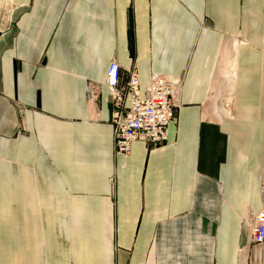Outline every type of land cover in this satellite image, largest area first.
<instances>
[{
	"label": "crops",
	"instance_id": "0c3cea01",
	"mask_svg": "<svg viewBox=\"0 0 264 264\" xmlns=\"http://www.w3.org/2000/svg\"><path fill=\"white\" fill-rule=\"evenodd\" d=\"M111 62L177 81L115 153ZM264 0H0V264H264Z\"/></svg>",
	"mask_w": 264,
	"mask_h": 264
},
{
	"label": "built area",
	"instance_id": "2783aa9c",
	"mask_svg": "<svg viewBox=\"0 0 264 264\" xmlns=\"http://www.w3.org/2000/svg\"><path fill=\"white\" fill-rule=\"evenodd\" d=\"M177 81L152 73L141 83L135 71L120 85V68L111 62L106 71L104 85L113 106L111 124L115 153L128 155L131 143L141 140L156 147L167 139V126L175 122L173 103ZM250 242L264 243V183L260 189V209L250 227Z\"/></svg>",
	"mask_w": 264,
	"mask_h": 264
}]
</instances>
